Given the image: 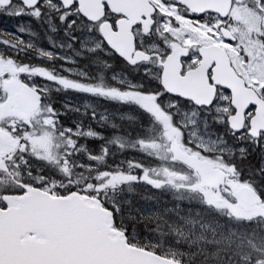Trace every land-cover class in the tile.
Returning a JSON list of instances; mask_svg holds the SVG:
<instances>
[{
	"label": "rangeland",
	"instance_id": "obj_1",
	"mask_svg": "<svg viewBox=\"0 0 264 264\" xmlns=\"http://www.w3.org/2000/svg\"><path fill=\"white\" fill-rule=\"evenodd\" d=\"M49 8L60 11L57 3ZM255 8L238 1L220 21L182 18L162 7V43L154 49L167 54L183 46L193 56L199 46L220 44L224 26L237 41L225 45L233 69L263 94L264 21ZM66 18H36L29 35L23 21H6L11 30L0 35V112L10 100L16 108L22 84L43 97L31 116L14 114L11 106L0 117V196L75 191L112 210L123 233L132 223L150 228L152 236L129 242L138 248L155 253L165 245V258L191 264L213 252L230 264H264L258 242L264 204L245 209L231 192L247 186L264 199V136L255 141L248 128L229 130L233 112L225 92L212 112L202 111L163 92L155 63L131 75L117 70L101 37ZM39 32L46 37L37 40ZM138 125L145 128L136 131ZM247 157L253 166L243 169ZM220 216L230 225L222 226ZM253 233L257 243L249 239Z\"/></svg>",
	"mask_w": 264,
	"mask_h": 264
},
{
	"label": "water",
	"instance_id": "obj_2",
	"mask_svg": "<svg viewBox=\"0 0 264 264\" xmlns=\"http://www.w3.org/2000/svg\"><path fill=\"white\" fill-rule=\"evenodd\" d=\"M58 1L62 4L69 2L63 5L65 9L73 2L78 3L80 15L89 23L98 21L91 16L100 14L97 9L100 3H106L113 14L129 19H137L147 7L145 0H131L133 8L126 0ZM179 4L193 15L211 12L221 20L226 19L231 10L230 0H179ZM221 36L228 43H236L227 29L221 30ZM101 38L107 48L130 67L150 60L148 55L134 52L129 26L119 25L118 32L113 33L105 24ZM185 56V50L176 47L166 58L161 66L162 90L169 97L190 102L197 108L210 107L215 88L225 90L230 95V106L234 111V115L227 119L229 130L242 133L244 115L249 107H254L248 135L254 140L264 135V102L245 87L232 69L227 54L216 46L201 47V62L197 69L182 75L179 61ZM209 71L211 87L207 85ZM14 102L24 116H31L39 110L42 96L22 84ZM8 108V105L2 107L0 117ZM234 195L249 208L262 203L261 197L248 187L236 189ZM2 201L6 210L0 211V261L7 257L14 264H178L128 245L125 236L113 229L112 213L89 197L75 193L67 197H51L39 189H28L22 196H6Z\"/></svg>",
	"mask_w": 264,
	"mask_h": 264
},
{
	"label": "flooded vegetation",
	"instance_id": "obj_3",
	"mask_svg": "<svg viewBox=\"0 0 264 264\" xmlns=\"http://www.w3.org/2000/svg\"><path fill=\"white\" fill-rule=\"evenodd\" d=\"M126 1L129 2L133 8L131 0H126ZM145 1L147 3L146 4L147 7L144 9L143 12L140 13L138 17H136L137 19H129L124 16L115 15L112 13L111 8L106 3H100V5L97 6V9H100V14H94L93 16H91V18L97 19L98 21H96L93 24H89V22H87V20H85L80 15L79 4L76 2H73L67 9H65L63 5L64 4L68 5L69 2L62 4L58 0H0V10H2V12H0V35L11 30L10 29L11 24L7 25V22L15 21L16 23H20L21 21H23L25 30H27V34H28L33 31V26H31L29 22L34 23L36 21V18L43 19L46 16L55 17L57 16V14L67 16L66 18L67 21L69 20L75 21L73 28L81 25V26H84L83 27L84 30H88V27H90L92 30L96 32L97 36H100V37H101L102 26L105 24L109 25L113 33L118 32L119 25L129 26L130 33L133 39L134 52L144 53L150 56V63L148 65L141 63L137 65V67L143 68L145 66H149L155 63L158 66L157 68H160L161 63L170 54L172 49L176 47H183V46H173L172 49L167 54H158L157 51L154 49L155 43H157V45H160V46L162 43V40L159 34L161 32L160 26L163 23V21L161 20L162 16L160 14L161 13L160 8L164 7V8L170 9L174 7L176 9V14L182 16V18H190V19L193 18L196 20H203L204 18L213 17L217 20L222 21L218 15L213 14L211 12H207L200 16H194L190 14L188 11H186L185 9L180 7L179 0H145ZM230 1H231V6H232L231 11H232L233 5L238 1H240L243 4L255 5L256 6L255 12L258 14V16H260V19L264 21V0H230ZM52 2L57 3L59 5L60 11L56 14H54L49 8L50 3L52 4ZM113 9L117 10V8L115 7H113ZM231 11H230V14H231ZM131 15L132 13L130 14V16ZM131 20H133L134 23H132ZM224 28H225L224 26H220L218 28V35L221 40L219 42L220 44L211 43L205 46H217L227 53V51L225 50V45L227 43L221 37V30ZM12 30L15 32L14 29ZM203 46H199L197 50L195 51V53H193V56H192V52L188 48L183 47L187 51L186 57H184L181 60V63L185 70L193 71L199 66L200 64L199 49ZM210 76L211 74L209 73L208 79H210ZM207 85L208 87L212 86L210 80L208 81ZM245 85L246 87H248L246 82H245ZM220 92L222 91L216 89L215 99H214L213 105L211 106V108H209V111L212 112L214 110L215 105L217 104L218 95ZM257 95L261 100L264 101V94L257 93ZM200 110L205 111V109H200ZM253 113H254V108H249L245 117H248V116L251 117ZM246 128H247V124L245 123L244 130ZM234 190H232L231 192H233ZM3 196H13V195L2 194L0 196V210L1 211L6 210V207L2 202ZM237 204L247 209V207L244 204L238 203V202ZM0 264H14V262L10 260L9 258L5 257L0 261Z\"/></svg>",
	"mask_w": 264,
	"mask_h": 264
},
{
	"label": "trees",
	"instance_id": "obj_4",
	"mask_svg": "<svg viewBox=\"0 0 264 264\" xmlns=\"http://www.w3.org/2000/svg\"><path fill=\"white\" fill-rule=\"evenodd\" d=\"M34 31V30H33ZM32 31V32H33ZM32 32H31V34H32ZM46 33H42V35H41V33L39 32V35L38 36H36V39L38 40V39H43V38H45L46 37ZM55 37H56V35H54V39H55ZM113 58V64H114V67L117 69V70H122V71H126V72H128L130 75H131V73H132V71H135V69L136 68H130V67H128V66H126L122 61H120L119 59H117L116 57H112ZM30 60H31V57L29 58ZM94 59V58H93ZM17 62H18V60L17 59H15ZM99 61V60H98ZM97 61V62H98ZM34 62H37V61H34ZM102 64V63H101ZM102 68L99 70L101 73H100V76L104 73V71H105V69H106V67H103V66H101ZM99 71L97 72V73H94V76L96 75V77H98L99 76ZM158 80V79H157ZM145 127L143 126V125H138V126H134V129L136 130V131H139V132H141L142 131V129H144ZM148 130V129H147ZM240 165L243 167V169H249L250 167H252L253 166V158H251V157H247V158H245V160H243L242 162H240ZM21 193V192H20ZM189 205H191V207H193V205L192 204H189ZM187 206V205H186ZM107 208V207H106ZM112 211V210H111ZM193 212H195V211H193ZM197 212H199V211H197ZM206 213V212H205ZM113 214L115 215V213L113 212ZM113 215V224H114V227L115 228H118V229H121V227H119L120 225H119V223H118V220H117V218H116V216H114ZM208 215V214H207ZM204 215H202L201 213H200V215H199V220L203 217ZM205 218H206V216H205ZM220 224L222 225V226H229L230 225V223L229 222H227L226 220H225V218L224 217H222V216H220ZM255 226H257V225H252V226H250L249 227V229H251V227H255ZM226 228H224V230H225ZM249 229L247 230V231H249ZM125 230V236L127 237V239H128V242H130V241H137V240H141L142 239V237H145V236H147V234H148V231H150V228H142V226L141 225H139V224H135V223H132V224H130L129 225V228H126V229H124ZM263 230H264V228H263ZM148 236H152L151 234H148ZM256 236L258 237L259 235H255L254 233H253V235H249V239H251V241H254V243H257V241H256ZM248 237V235H245V238H247ZM137 238V239H136ZM134 241V243H136ZM258 242H259V244L261 245L262 243H264V233H263V236L262 237H258ZM258 244V245H259ZM165 248V249H164ZM166 246L165 245H163V246H160V248H157V252H155L157 255H159V256H163L164 257V254H166ZM213 256H207V255H204V254H202L199 258H197L196 260H195V263H193V264H230V258H225V259H223V260H220V259H218L219 258V253L218 252H213V254H212ZM215 257H216V259H215ZM179 263H181V264H191V262L189 263L188 261L186 262V261H181V262H179ZM233 263H236V259H233Z\"/></svg>",
	"mask_w": 264,
	"mask_h": 264
}]
</instances>
